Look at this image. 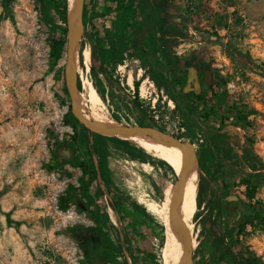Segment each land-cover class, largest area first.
Wrapping results in <instances>:
<instances>
[{
  "label": "rangeland",
  "instance_id": "374dc122",
  "mask_svg": "<svg viewBox=\"0 0 264 264\" xmlns=\"http://www.w3.org/2000/svg\"><path fill=\"white\" fill-rule=\"evenodd\" d=\"M139 1L84 0L77 90L87 95L88 80L114 121L147 112L154 119L146 118L193 145L195 167L204 163L209 172H200L201 196L194 182L192 264H236L231 256L226 262L223 258L229 255L228 243L243 250L241 264H264V180L252 177L255 190L249 198L248 187L232 175L219 147L220 142L233 144L230 134H238L243 143L247 133L264 161V77L256 72L257 66L264 67V0L166 2L167 28L156 32L168 54L182 63L206 64L214 72L204 129L174 112L173 102L162 103L167 95L159 77L150 73V62L136 45L145 42L140 27L149 25L141 12L145 3L139 7ZM62 3L0 0V264H81L83 259L91 264H166V242L176 225L171 165H162L156 154L129 141L90 132L73 115L65 91L68 46L52 67L47 41L49 35H68ZM93 47L100 53L94 65ZM116 56L123 58L117 66ZM236 109L253 111L247 129L233 124ZM55 139L61 144L55 146ZM51 149L60 163L53 172L45 168ZM74 160L88 162L97 174L89 188L81 168L69 163ZM69 184L78 187L75 201L62 211L58 196ZM229 195L237 199L228 200ZM183 202L181 194V216ZM245 221L242 234L236 235V223ZM73 225L74 233L60 232ZM79 228L87 229L84 239Z\"/></svg>",
  "mask_w": 264,
  "mask_h": 264
},
{
  "label": "trees",
  "instance_id": "16d2710c",
  "mask_svg": "<svg viewBox=\"0 0 264 264\" xmlns=\"http://www.w3.org/2000/svg\"><path fill=\"white\" fill-rule=\"evenodd\" d=\"M39 1H44V0H39ZM62 21L65 24V26L68 23V15H67V0H63L62 3ZM142 15L147 16V19H150L151 21L149 22V27L151 24L154 22L159 23V29L161 32H164L167 28V21L165 19V11L164 9H159L158 12H152L149 11L145 14L143 10L141 11ZM158 16V18H157ZM147 25V24H146ZM64 31H67V28H64ZM144 38V37H143ZM47 41L49 44V59L51 62V66L54 67L56 66L61 58L63 57V51L65 49V46L67 44V37L65 36H57V35H49L47 37ZM83 50H84V44H82V49H81V58L83 56ZM99 51L93 47L91 49V57H92V62L94 65V62H96V59L99 57ZM122 57L116 56L113 60L115 66L121 64L123 61ZM256 72L264 77V67L257 66L256 67ZM136 84V90L135 92L138 93L139 90V82L135 81ZM79 88H80V83H79ZM66 93L68 94L67 88H65ZM213 110V109H212ZM175 112V111H174ZM253 113L251 110H245L242 109L238 111L236 109L235 111V120L233 121L234 125H240L243 128L247 129L252 125V121L249 119L250 115ZM144 117H150L154 119V116L151 114H147V112H144L143 114ZM163 122L162 120H160ZM72 138L76 140V136L72 135ZM228 138H230L233 142V144H226L223 142L219 143V147L221 149V158L229 163L232 166V175L240 177V183L245 184L248 189H252L251 192H248L247 190V196L249 198L254 197V190L255 186L252 184V177L257 178L259 180H264V161L261 159L258 151L255 149V140L251 138L247 133H245V141L241 143V139L238 134H230L228 135ZM61 144V141L58 139H55L54 145L58 146ZM51 162L47 163L45 165V168L49 172L56 171L58 167L60 166V163L57 161L58 158V153L56 152L55 149H51ZM159 162L162 165H165L166 167H169V164L165 162V160L158 159ZM69 163L74 166V167H80L83 175L87 177L86 181V188H89L93 180L97 177V174L92 170L91 165L83 160H74V161H69ZM201 170L203 172H209L204 165V163L199 164ZM96 174V175H95ZM68 176H71L70 172H67ZM203 180L204 177L202 176L200 183H199V196L202 195L203 192ZM78 187H76L73 184H69L68 187L58 196V207L62 211L68 210L71 205L75 201L74 193L73 191L76 190ZM247 222H242L239 223L237 222L234 229L236 230V235H241ZM76 231L75 226H68L66 229L61 230V233H74ZM128 236V234H127ZM238 242V241H237ZM235 245L231 244H226V249L227 252L232 256L233 260L235 261L236 264H241V261H245L246 257L244 255V252L242 249H236L234 248ZM81 264H91L87 259H83ZM251 264V263H247Z\"/></svg>",
  "mask_w": 264,
  "mask_h": 264
},
{
  "label": "flooded vegetation",
  "instance_id": "af4514ba",
  "mask_svg": "<svg viewBox=\"0 0 264 264\" xmlns=\"http://www.w3.org/2000/svg\"><path fill=\"white\" fill-rule=\"evenodd\" d=\"M143 2L145 3L143 12L146 14L149 11L158 12L159 9H165L167 0H140L139 7ZM150 21L148 19L146 24ZM156 29H159L158 22H154L148 28L140 27L139 31L145 32V42L140 39L136 45L142 49V57L149 60L150 73L159 77L158 82L162 87V92L167 95L162 103L167 102L170 105L173 102L175 112H180L186 119H191L204 129V125L210 119L207 93L214 88V72L206 64L195 62L186 64L171 57L163 43L162 35L158 37ZM183 130L184 132L189 131L186 126Z\"/></svg>",
  "mask_w": 264,
  "mask_h": 264
},
{
  "label": "bare ground",
  "instance_id": "6f19581e",
  "mask_svg": "<svg viewBox=\"0 0 264 264\" xmlns=\"http://www.w3.org/2000/svg\"><path fill=\"white\" fill-rule=\"evenodd\" d=\"M77 9H78L77 1L68 0V14L70 19H72V17L75 15ZM75 51H76L75 48L72 49L71 51V55L69 57L71 60L75 56ZM84 56L86 61L88 62V59L90 57V52L88 50H85ZM85 86L87 89V95H85L82 91L77 92V102L81 109V112L87 119H89V121L94 127L97 128L110 127L111 125H113L114 119L107 114L106 110L103 107L104 105L102 106V98L98 93L97 89L88 80L85 81ZM87 105L89 106L90 109L89 111L86 110ZM113 136H116L117 138L122 140L129 141L140 148L153 152L158 157H160L161 159L165 160L168 163L173 161V156H174L173 144L171 143L169 137L163 133L157 132L155 130H151L147 127H142L137 125H133V126L126 125L121 130L116 132ZM192 150H193V145L191 143L184 144V153L182 159L180 160L179 172L183 177V179L187 182L189 188L193 192V195H195L194 182L200 183L201 170L198 165H196L195 167V159L191 153ZM180 195L181 192L178 190L177 185L175 183L172 193L173 196L172 200H173V219L176 225L172 230V233L177 227V225L180 223V221L185 217L188 210L187 202L184 198L183 214L181 216ZM194 237H195L194 229L190 228L184 232L181 242L178 244L174 254V259L176 264H192L191 247ZM163 258H165V256Z\"/></svg>",
  "mask_w": 264,
  "mask_h": 264
},
{
  "label": "water",
  "instance_id": "95a60500",
  "mask_svg": "<svg viewBox=\"0 0 264 264\" xmlns=\"http://www.w3.org/2000/svg\"><path fill=\"white\" fill-rule=\"evenodd\" d=\"M76 1H77L78 9L75 15L72 17V19H70L69 14H67L68 35H67L66 46H68V54H69L68 57H70L72 49L74 48L76 49L74 58L72 60L69 58L70 69L67 72V78H66L67 90L72 101L71 102L72 113L76 117V119L82 125H84L90 132L97 133L100 135L113 136L116 132L121 130L126 125L136 124L163 133L169 137L171 143L173 144V149H174L173 161L170 162L171 180H173L176 183L178 190L185 198L188 206V210L185 217L177 225L171 236H168L166 242V249H165L166 264H176L174 259L175 249L177 248L178 244L181 242L184 232L190 228L194 229L193 226L195 219V211L197 209V196H198V195H193V192L189 188L187 182L183 179V177L179 172V164H180V160L183 157L185 142L181 137H179L178 135L174 134L171 130H169L168 127H166L159 121L150 118H146V117L129 118L122 121H114L113 125H111L110 127L97 128L94 127L89 121V119H87L83 115L77 102V92H78L77 76H78V69L80 65L81 49H82L81 33L83 31L84 0H76ZM227 199L235 200L237 199V196L229 195L227 196Z\"/></svg>",
  "mask_w": 264,
  "mask_h": 264
},
{
  "label": "crops",
  "instance_id": "0c3cea01",
  "mask_svg": "<svg viewBox=\"0 0 264 264\" xmlns=\"http://www.w3.org/2000/svg\"><path fill=\"white\" fill-rule=\"evenodd\" d=\"M97 3H98V1H97ZM103 9H107V11H108V7L106 8V7H103ZM104 12V11H103ZM103 17H106L107 16V14L105 15V14H103L102 15ZM79 231L81 232V236H82V238L84 239L85 238V235H86V232H87V229H84V228H79ZM223 258L225 259V262L228 260V258H229V255H227V253L226 254H224V256H223ZM102 261H105V259H102ZM224 264V263H223Z\"/></svg>",
  "mask_w": 264,
  "mask_h": 264
},
{
  "label": "built area",
  "instance_id": "2783aa9c",
  "mask_svg": "<svg viewBox=\"0 0 264 264\" xmlns=\"http://www.w3.org/2000/svg\"><path fill=\"white\" fill-rule=\"evenodd\" d=\"M124 61H126V60H124ZM127 64L126 63H124V66H126ZM120 67H121V65H120ZM120 226L122 227L123 226V223L121 222L120 223Z\"/></svg>",
  "mask_w": 264,
  "mask_h": 264
}]
</instances>
